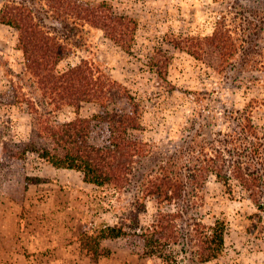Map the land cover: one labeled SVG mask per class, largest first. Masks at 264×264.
I'll list each match as a JSON object with an SVG mask.
<instances>
[{"label": "rangeland", "instance_id": "1", "mask_svg": "<svg viewBox=\"0 0 264 264\" xmlns=\"http://www.w3.org/2000/svg\"><path fill=\"white\" fill-rule=\"evenodd\" d=\"M105 1L117 15L130 18L131 39L124 44L102 26L86 23L74 36V51L55 68L87 62L95 75L110 76L132 96L142 126L136 133L148 143L147 153L134 162L136 178L153 176L164 167L182 171L178 178L187 197L197 196L188 214L207 224L223 220L224 248L206 262L189 253L180 259L181 253L170 263L134 252L122 238L100 240L105 252L96 258L82 249L84 231L96 233L103 225L130 217L129 202L137 189L97 187L84 182L79 170L57 168L36 153L54 147L41 136L40 120L68 121L75 108L49 103L25 66L15 30L0 23V264H264V208L234 181L228 191L213 174L202 172L193 179L191 170H179L204 162L217 148L228 158L227 152H236L235 158L241 154L243 160L257 162L262 177L257 188L264 198V17L243 10L252 23H242L235 17L241 10L235 0ZM237 2L245 6L250 0ZM221 18L234 30L238 46L220 74L213 70L217 61L205 37ZM127 102L123 99L117 107L128 109ZM77 110L90 117L99 106L81 102ZM246 114L255 126L256 137L250 138L258 153L221 146L233 116ZM92 124L91 136L100 141L106 128L98 121ZM154 211L155 201L148 198L137 216L147 223Z\"/></svg>", "mask_w": 264, "mask_h": 264}, {"label": "trees", "instance_id": "2", "mask_svg": "<svg viewBox=\"0 0 264 264\" xmlns=\"http://www.w3.org/2000/svg\"><path fill=\"white\" fill-rule=\"evenodd\" d=\"M235 4L241 9L236 11L235 17L242 23H252L243 10L254 18L264 17V0H250L245 6L235 0ZM129 22L130 18L117 15L105 0H0V23L15 30L25 66L37 78L49 103L75 108L76 115L68 121L40 120L41 136L51 139L54 147L53 152L42 148L36 149V153L57 168L79 170L84 182L97 187L107 186L118 191L130 186L137 189L129 202L130 217L103 225L96 233L84 231L80 236L82 249L96 258L105 252L100 249V240L122 238L126 246L143 256H155L170 263L177 261L181 253L180 259L189 253L200 262H206L221 254L224 248L225 222L215 218L207 224L188 214L197 205V196L187 197L185 185L178 178L182 171L164 167L153 176L136 178L134 162L147 153L148 143L136 133L142 126L139 105L132 96L116 87L110 76L102 72L95 75L87 62L62 71L55 68L60 59L74 51L77 44L74 36L86 23L102 26L111 38L126 44L131 39ZM232 33L234 30L227 26L226 19L221 18L214 31L205 37L206 44L213 50L211 58L217 61L213 66L216 73H222L228 57L236 51L238 45ZM123 99L128 100V109L117 107ZM81 102H95L99 111L90 117L81 116L77 110ZM233 111L230 110L229 117ZM246 115L233 116L234 123L223 133L221 146H242L243 151L258 153V146H253L252 141L256 137L255 126L251 116ZM93 121L106 128V136L100 141L91 136ZM216 152L204 162L193 167L185 165L179 170H191L193 179L202 172L213 174L228 191L234 181L263 209V191L257 188L262 181L257 175V162L245 161L241 154L235 158L236 152H227L230 158L219 148ZM251 159L254 158L251 156ZM148 198L155 201V211L149 222L142 223L137 213L145 210ZM113 214L118 217V212Z\"/></svg>", "mask_w": 264, "mask_h": 264}]
</instances>
